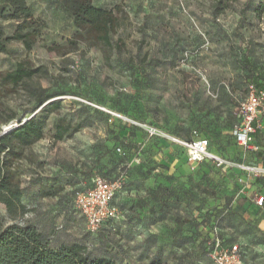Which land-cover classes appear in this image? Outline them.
Segmentation results:
<instances>
[{"label":"rangeland","instance_id":"1","mask_svg":"<svg viewBox=\"0 0 264 264\" xmlns=\"http://www.w3.org/2000/svg\"><path fill=\"white\" fill-rule=\"evenodd\" d=\"M92 1L120 8L113 35L120 49L77 35L59 0H27L46 27L31 49L13 40L0 53L1 76L19 62L47 70L20 84L0 76V120H8L0 127L35 114L46 122L43 138L17 148L23 196L11 208L0 201V218L33 224L52 247L79 242L118 264H145L157 251L163 264H212L207 249L218 230L241 247L246 264H264L262 218L240 194L241 184L264 178L244 166L264 164L233 132L237 102L251 82H264V11L256 10L264 0H252L238 30L247 0ZM0 26L11 34L17 22L0 17ZM29 85L58 94L59 107L38 104ZM57 123L81 126L58 140ZM148 128L204 140L228 162H191L186 149L164 145ZM121 172L117 217L89 230L76 190Z\"/></svg>","mask_w":264,"mask_h":264},{"label":"trees","instance_id":"2","mask_svg":"<svg viewBox=\"0 0 264 264\" xmlns=\"http://www.w3.org/2000/svg\"><path fill=\"white\" fill-rule=\"evenodd\" d=\"M62 7L73 14L75 17V23L78 27L77 35L82 36L83 32L93 34L96 39L100 40L104 44L118 50L121 48L122 40L117 37L113 40V35L116 33L117 27L120 23V8L114 6L113 8H106L97 6L92 0H59ZM0 17L15 20L17 27L13 33H7L3 27L0 26V53L7 51L8 45L13 40L22 41L27 49H31L37 41V38L41 34L45 23L34 16V12L27 0H0ZM252 0H247L241 12V17L237 24V30L243 25L245 20V10L250 7ZM257 11L263 12L264 5L259 4L256 8ZM149 16L145 15L142 25L147 24ZM242 37V34H239ZM248 46L249 43H248ZM143 63V62H141ZM47 71L45 66L32 67L25 62H19L16 67L10 71H7L3 76H0L6 82L13 84H20L25 79H29L36 74H40ZM251 86L255 88L264 89V82L262 80H256L249 84L246 96L239 100L236 105V122L233 126V132L235 125L239 122L237 115V107L239 103L244 100ZM29 93L35 97L38 104L53 107H59L60 102L53 100L58 94L47 93L41 88L28 86ZM1 100V91H0ZM7 119L0 120L1 123H7ZM45 120L37 116L36 114L31 116L25 122L19 120V123L14 125L10 130L4 131V126L0 127V201H4L5 204L11 208L15 205L21 204V198L23 196V188L21 187L19 178L17 176V170L13 167L15 159L19 156L17 148L19 146H26L44 137ZM8 126V125H6ZM81 125L57 123L55 125L56 132L54 137L58 140L63 139L65 136L76 132ZM263 127H259L255 134V142L259 146L258 150H252L262 153L261 135ZM177 138L184 139L176 135L169 134ZM154 136V135H153ZM236 138V135H235ZM160 141H164L171 144H177L171 142L167 138L159 137ZM237 140V138H236ZM184 148V146L177 144ZM120 145L116 144L117 150ZM208 147V146H207ZM122 148V147H121ZM215 147H208L209 151ZM185 149V148H184ZM216 149V148H215ZM218 150V149H217ZM251 150V149H250ZM219 151V150H218ZM126 153V152H124ZM215 153V152H214ZM221 157L223 155L219 152ZM208 159H205L199 163H202ZM212 160L210 161V163ZM120 176L124 177V172L119 173L115 178H107L108 180H115ZM92 182L83 188L76 190L86 189L92 186ZM117 191L114 199L116 198ZM75 192V194H76ZM114 199L111 204L117 208L114 204ZM115 218L105 220L104 222H110ZM103 222V223H104ZM216 239H219L221 246L227 247L234 242H227L218 230L212 234L207 253L212 262L211 253L214 250ZM240 252H243L241 247ZM164 256L160 251L154 253L150 260L145 264H163ZM0 264H118L117 261L106 254L94 255L87 247L79 242H72L68 244H61L58 248L52 247L45 234L36 228L33 224H19L12 223L5 225L0 218ZM131 264V263H120ZM244 264L245 260H244Z\"/></svg>","mask_w":264,"mask_h":264},{"label":"built area","instance_id":"3","mask_svg":"<svg viewBox=\"0 0 264 264\" xmlns=\"http://www.w3.org/2000/svg\"><path fill=\"white\" fill-rule=\"evenodd\" d=\"M239 122L234 127V134L242 146L251 150H258L255 142V134L259 127L264 125V89L251 86L247 97L237 107ZM13 127H4L8 131ZM151 136L160 135L171 142L184 146L187 150L188 159L191 162H201L205 159L216 161L219 165L228 161L221 156L211 154L204 140L186 141L175 136L160 132L155 128H148ZM122 151L121 147L117 148ZM247 170L258 172L263 171L257 166H244ZM123 176L115 180H108L102 176L93 179L91 187L78 190L75 194V202L87 220L88 228L97 231L101 224L108 219L116 218L118 210L111 202L117 191L121 188ZM258 205H263L264 196L256 199ZM212 264H244L238 244L223 247L219 239H216L214 250L211 253Z\"/></svg>","mask_w":264,"mask_h":264},{"label":"crops","instance_id":"4","mask_svg":"<svg viewBox=\"0 0 264 264\" xmlns=\"http://www.w3.org/2000/svg\"><path fill=\"white\" fill-rule=\"evenodd\" d=\"M262 153L261 155L258 157V160L260 161V165L264 164V144H262ZM264 166V165H263ZM248 176L246 175H240L239 176V180L240 182H246V178ZM250 183L248 184H241L242 185V189L240 190V194L241 196L245 197V202H246V207L250 208V210H252V212L255 215H259L262 220L261 223L264 227V203L263 205H258L256 202V199L259 196H264V178L260 179V178H251V180L249 179Z\"/></svg>","mask_w":264,"mask_h":264},{"label":"bare ground","instance_id":"5","mask_svg":"<svg viewBox=\"0 0 264 264\" xmlns=\"http://www.w3.org/2000/svg\"><path fill=\"white\" fill-rule=\"evenodd\" d=\"M210 152H211V154H214L215 156H220L219 154H216V153H214L212 151H210ZM263 171H264V169H263Z\"/></svg>","mask_w":264,"mask_h":264},{"label":"water","instance_id":"6","mask_svg":"<svg viewBox=\"0 0 264 264\" xmlns=\"http://www.w3.org/2000/svg\"><path fill=\"white\" fill-rule=\"evenodd\" d=\"M27 119H29V118L24 119L23 122H25Z\"/></svg>","mask_w":264,"mask_h":264}]
</instances>
